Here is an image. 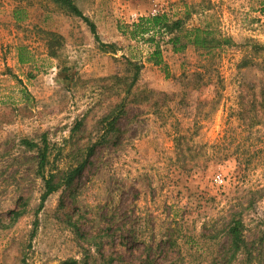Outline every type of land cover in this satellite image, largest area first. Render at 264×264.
Here are the masks:
<instances>
[{"label":"rangeland","instance_id":"374dc122","mask_svg":"<svg viewBox=\"0 0 264 264\" xmlns=\"http://www.w3.org/2000/svg\"><path fill=\"white\" fill-rule=\"evenodd\" d=\"M75 2L115 50L55 0H0V264H223L238 211L264 264V0ZM163 13L209 47L133 32ZM43 134L60 170L96 147L38 210L36 152L21 139Z\"/></svg>","mask_w":264,"mask_h":264},{"label":"trees","instance_id":"16d2710c","mask_svg":"<svg viewBox=\"0 0 264 264\" xmlns=\"http://www.w3.org/2000/svg\"><path fill=\"white\" fill-rule=\"evenodd\" d=\"M61 6L67 8L70 12L76 16L81 17L91 28L94 36L100 41L103 49L115 50V44L105 43L100 40V36L97 31L96 24L86 16L82 9L77 5L75 0H55ZM133 32L137 34H144L146 32L154 33H173V37L170 41L174 45L175 51H182L186 48L187 43H193L198 47H209L210 42L208 35H205V30L200 27H195L192 29H186L184 27L183 19H170L166 13L154 14L151 16H141L139 22L134 23ZM186 39V42L181 44V41ZM215 39V38H214ZM219 44L230 43L229 38L220 36L216 38ZM152 61L155 64L161 62V49L159 47L155 48L152 53ZM20 60L25 62L26 59L20 54ZM141 66L136 65V71L133 76V81L129 84L127 91H130V87L135 83L138 78ZM120 114L110 113L105 117L104 120V131L102 132V138H107V135L116 130V122ZM21 144L25 146L30 151L36 152V166L35 173L43 182V192L41 194V202L38 210L41 209L48 197L54 192L60 190L62 187L70 186L74 183L79 175L85 169L90 157L95 151L96 144L88 148V152L82 161L70 168L65 170H60V166L57 162V158H52V153L54 146L51 144L48 135L43 134L39 141L32 138H22ZM26 212L25 209L13 210V220H17ZM228 232L230 235V256H224L219 258L223 264H261L258 262L260 260V249L256 245V242H251L247 234V224L244 218V213L242 211L235 212L229 222ZM180 246L177 241L173 243ZM150 264H160L159 260H150ZM177 262L172 261L171 264H176ZM22 264H28L25 259L22 260ZM59 264H81V261L77 258H67L61 261ZM84 264H88L85 260ZM215 264V262H214Z\"/></svg>","mask_w":264,"mask_h":264}]
</instances>
